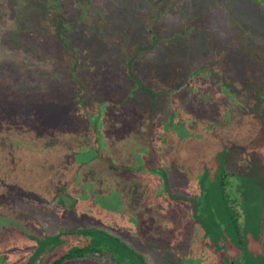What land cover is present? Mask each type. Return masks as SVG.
<instances>
[{
	"label": "rangeland",
	"instance_id": "374dc122",
	"mask_svg": "<svg viewBox=\"0 0 264 264\" xmlns=\"http://www.w3.org/2000/svg\"><path fill=\"white\" fill-rule=\"evenodd\" d=\"M97 1L0 0L4 12L0 69L6 73V67L18 69L26 78L38 79L37 86L30 85L32 89L24 90L26 96L18 95L17 101L3 104L0 97V264H34L45 236L71 235L79 229L116 236L151 264H211L215 258L222 262L216 253L219 247L225 257L231 252L243 254L246 246L238 247L235 232L216 238L220 231L210 220L216 219L220 208L216 202L219 188L210 169L237 152L246 162L236 168L229 192L243 205L238 211L245 242L250 236L246 228L261 230L257 219L262 218L264 208V107L255 106L256 90L264 94V62L251 54L253 46L264 44V2L226 0V6L223 0H166L174 1L167 11L171 18L166 27L155 24L157 29L152 31L157 36L173 35L175 46H155L143 54L144 61L152 64L170 52L173 63L185 61L192 70L222 53L227 43L241 57L227 70L228 78L238 88L250 83L226 111L215 108L212 112L219 126L206 117L199 131L186 132L178 139L163 130L159 138L150 136L149 118L154 112L162 117V104L136 90L138 82L131 85L134 79L113 58L116 45L126 40L110 42L116 38L108 29L104 36L101 26L91 35L85 27L89 25L81 21L87 7L100 11ZM105 1L124 6L119 10L122 14L101 11L112 30L125 28L131 37L128 46H123L125 51L130 49L122 54L126 58L137 39L145 38L144 16L150 0ZM140 58L128 61L132 74L140 70ZM134 76L149 78L147 74ZM70 77L80 80L73 82ZM8 83L5 88H10ZM21 85L13 84L12 91L23 90ZM129 92L136 95L131 104L124 102L130 99ZM223 101L217 104L226 105L230 99ZM101 102L107 106L101 109L103 118L78 110L86 105L89 112L96 111ZM163 140H169L171 148L164 143V152L154 145L153 167L144 168L145 147ZM207 235L215 238V245Z\"/></svg>",
	"mask_w": 264,
	"mask_h": 264
},
{
	"label": "flooded vegetation",
	"instance_id": "af4514ba",
	"mask_svg": "<svg viewBox=\"0 0 264 264\" xmlns=\"http://www.w3.org/2000/svg\"><path fill=\"white\" fill-rule=\"evenodd\" d=\"M141 47L142 44L136 43V45L132 48L136 50V57L130 58V53L126 55V58L123 57L124 59L122 62H119H121L125 66L126 76H130L134 79L133 81L131 79V85H133L132 83L134 81L138 82V87L134 84L136 90L140 91L143 95L146 94L147 98H154V100L158 99L156 104H162V106L159 107V111L162 117L158 118L157 113L154 112V114H152V117L149 118L150 120L147 125V130L150 136L155 135L156 138H159V136L161 135L159 131L163 130L171 134L173 132L172 136H176L178 139H181L182 135H184V133L186 134V132L193 133L195 131H199V126H201V128L204 126L206 117H210L212 119L211 122L214 121L216 126H219V124H221L220 122H218L219 118L217 116L215 117V115H212V112L215 111V108L216 111L219 110V112H221L222 110L226 111L229 105H232L231 102L235 103V101L237 100V94L239 92L236 81L231 77L230 79L228 78L229 75L227 73V70L229 68L227 66V63L223 64L224 66H226L224 70H219L216 65L214 66L213 64H207L208 66L199 65V68L188 70L185 61H181L178 59L179 62H177V64L173 63L174 58L169 52L165 55H162L161 58L155 59V62L151 64V60H143V52H140ZM127 52L128 51H126V53ZM139 57H141L140 70L138 69L133 73H135L134 75L147 74V76L149 75L148 79L142 80L141 76H136L138 79L134 75L131 76V65L128 64V61L131 62L132 60ZM162 57H165V60H162ZM231 70L232 67L230 68V71ZM226 82H230V84L228 85ZM154 94H157V96L155 97ZM127 96L130 97V99H125L124 102H130L131 104V102H133L131 101V99H133L132 97L134 96V94L132 92H129ZM135 98L136 95L134 96V100ZM224 98L227 100L230 99V102L228 104L226 103V105L217 104L218 102L222 104L221 101H223ZM137 102L138 101L134 103L136 104ZM153 102L155 103V101H152L151 103ZM100 106H102V108ZM105 106L106 102H101V104L98 105L96 111L89 112L87 110L88 114L86 115H88L89 117L91 113L100 114L103 118L101 109L105 110ZM134 106L135 105H130V107ZM80 108L81 107H79L78 110H80ZM131 110L132 109H130V111ZM135 110L136 109H133V112ZM152 110L153 109H151V112ZM169 140H163L161 142H157L156 144L151 143L150 148L149 146L145 147L142 158L146 163L144 168L153 167L151 162L153 161V157L155 156L153 154H155L156 152H154L153 149L158 150L162 148L161 151L167 152V148H164V143L166 144V147L171 148L172 144L169 142ZM154 145L156 146V149ZM217 148L218 147H215L214 149ZM160 154L163 155V153ZM214 157L218 158V155L215 154ZM243 163L246 164L244 160L240 159L239 152H237L234 155L230 154L225 159L223 158L222 162L216 161L215 167L210 169V172L216 174V182L219 188L216 202L217 204H220V208H217V215H215L216 219L210 220L213 225L216 226V230L220 231V235H216V238L221 239V236L224 237V235H227L226 232L229 233L233 231L235 232L237 237L238 247L242 248L246 246V251H244L243 254L237 255L231 252L232 254L230 253L229 256L226 257L224 255V252L221 251V247H219V250H216V253L219 255L222 262L217 261L215 258L214 262H211V264H249L248 260L250 259L257 261L256 264H264V233L262 232V229L264 228V208L262 209L261 213L262 218L259 219L258 217L257 219V222L262 227L261 230H258L257 227L246 228L244 231H248L250 233V236L249 238L247 237L245 242H243V229L241 222L242 215L238 211L240 210V208L242 210L243 205L242 203H238L239 199L237 195L229 193L230 189L234 187L231 182L234 180L237 174L236 168H239L240 164ZM206 166L208 167V165ZM169 167L170 170L174 171L171 163L169 164ZM223 180H225V183ZM235 188L239 189L238 185H235ZM227 199L231 207L237 212L238 222L241 223L240 231L236 230L233 224V216L226 212L224 200ZM259 220L261 222H259ZM207 224L206 222L204 223V225H206L208 229L209 227L207 226ZM210 232L214 234L213 231ZM209 236L210 235L206 236L208 241L212 238ZM214 240L215 238L213 239V244L215 245ZM219 242L221 243L220 240ZM222 245L224 246V244Z\"/></svg>",
	"mask_w": 264,
	"mask_h": 264
},
{
	"label": "trees",
	"instance_id": "16d2710c",
	"mask_svg": "<svg viewBox=\"0 0 264 264\" xmlns=\"http://www.w3.org/2000/svg\"><path fill=\"white\" fill-rule=\"evenodd\" d=\"M225 1L226 0H223V3L224 5L227 6V3ZM97 2L99 4V6L97 7L100 8V11L96 13L97 9H93L94 6L87 7L84 11V14H82L81 16L83 18V20L81 21L85 22L86 25H89L85 27L87 29L88 27L90 28L91 35H96L95 34L96 26H101V31H103L104 36L107 33L106 29H108L109 31H111V32H108L109 35L114 36V38H116V40L110 39L109 40L110 42L118 43V40L120 41L126 40L124 44L118 43L116 45L117 49H114V53L116 55L114 56V59L120 60L124 57L122 55L123 52L126 53V51L123 49V46H128L127 42L129 41L127 40H130L131 37H129L126 34L127 31L125 30V28H123L122 31L121 30L119 31V29H117V31L112 30L110 26L106 23L107 19L103 15V12L101 10L108 9L112 14L113 13L116 14L119 12H121L122 14V11H119V10L124 8V6H119V4L117 3L111 4L112 2L110 3L105 0H98ZM160 2H162V4L164 5V8L161 7L162 4L160 3L156 5L155 0H150L148 2L149 8L144 16V21H145L144 23H145V30H146L145 38L140 39V40L137 39L138 41L137 43L142 44L140 52L142 51L143 54L145 55H147L152 49H154L155 46L156 47L157 46L158 47L175 46V43L172 42V40L174 39L173 35H170V34L168 35L167 33L166 35H163V36L162 35L157 36L152 31V30L157 29V26H155V24H158V26L160 27L161 26L166 27L165 22H167V19L171 18L168 15L167 11L169 9V12H170L171 10L170 7L172 6L171 4H173L174 1H169L170 5H167L169 2L166 0H161ZM257 2L263 3L264 0H257ZM62 6H66V4ZM71 7L72 6H68L69 9ZM166 7L167 9L165 10ZM65 8L67 9V6ZM263 11H264V8L262 9L261 15ZM3 16H4V12L2 11V7L0 5V20L3 18ZM57 19L58 18H56V20ZM58 22L60 23L61 21L58 20ZM56 34H57L56 37H58L59 39L63 41L62 44H64L66 48V42H64L63 37H60V32H57ZM118 37L119 39H117ZM159 37H163L164 40L163 39H162L163 41L159 40ZM189 43H190L189 41H186V45L188 47H189ZM183 45H185V42L183 43ZM224 45L225 47H223L224 51L222 53L217 54V56L211 59L209 58L204 61H201L195 66V68H199L198 67L199 65L213 64L214 66L216 65V67L219 70L220 69L224 70L226 66H224L223 64H226L227 62H229V64H227L228 68H231L233 67V65H236L241 60V57L239 58V57H236V55H234L235 51L232 49L234 48V45L227 44V43H225ZM230 46L231 48L229 49ZM108 47H110V45H108ZM67 51L68 50L66 49V52ZM127 51H130V49H128ZM251 54L257 61L264 62V44L253 46L251 48ZM129 56L130 58H133V57L135 58L136 50L132 49L131 55ZM120 61L122 62V60ZM1 69H0V97L3 98L2 99V101H4L3 104H5V102L7 103L11 101H17L18 95H19V98L22 96H26L25 91L29 92V88L32 89L33 87L34 89L37 86L38 79L35 80V79L26 78L27 74L24 72H19L18 69L16 70L13 68L6 67L5 69L8 71L7 72L8 75L5 72V70L2 71L3 69L2 70ZM132 75L134 74H131V76ZM70 79L71 81H73V79L78 80V81L80 80V79H77L76 77H70ZM7 83L10 85V88H5L6 87L5 84ZM23 83L26 84V86ZM226 83L228 85L230 84V82H226ZM13 84H18V85L22 84L21 88L23 90L20 89L18 92H16L17 94L14 93L13 92L14 90L12 88ZM80 84L83 85V83H80ZM249 84L250 83L244 84L242 88H238L239 92L245 91V89L247 88V86H249ZM256 92L257 94H255V96H256L257 102H255V106H264V94L260 92L259 90H256ZM154 96L156 97L157 94H154ZM153 104L154 102L151 103V105ZM80 107H81L80 110L83 113L88 114L86 110L87 107L85 105H81ZM3 108H6V106L4 105ZM151 109H154V108L152 107ZM223 181L225 183V180ZM224 202H225L224 205L226 208V212H228L230 215L233 216V224L236 230L240 231V225H239L240 223L238 222V219H237V212L231 207V205L228 202V199L224 200ZM82 231H86V232H82ZM91 231L92 230L79 229L78 232H74L71 235H69V233L62 232V233H58L57 235H53V236H45L43 241H41L42 242L41 250H40L41 252L40 253L37 252L35 254L36 257L34 260V264H43V261L49 255H50V258L48 259L46 264H75L76 262H80V261H85L86 264H100L96 261L97 259L105 260L108 264H151L147 260L144 254L135 251L129 245H127L122 240H120L118 237L112 236L102 230H95L94 233H91Z\"/></svg>",
	"mask_w": 264,
	"mask_h": 264
}]
</instances>
